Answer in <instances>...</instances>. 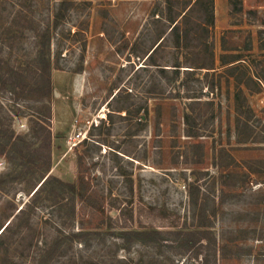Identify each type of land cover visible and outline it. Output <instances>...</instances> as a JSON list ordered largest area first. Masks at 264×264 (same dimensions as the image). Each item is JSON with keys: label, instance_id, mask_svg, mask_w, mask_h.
I'll return each instance as SVG.
<instances>
[{"label": "rangeland", "instance_id": "1", "mask_svg": "<svg viewBox=\"0 0 264 264\" xmlns=\"http://www.w3.org/2000/svg\"><path fill=\"white\" fill-rule=\"evenodd\" d=\"M164 1L0 0V48L23 74L14 98L0 86L1 127L29 132L42 111L28 87L36 45L45 33L51 44L60 40L63 67L50 70L49 173L74 183L79 154L111 219L107 228L80 224L85 210H70L55 182L26 202L31 155H0V226L11 220L0 264H197L169 241L141 243L119 231L195 229L199 214L215 264H264V0H212L213 68L185 66L204 51L170 46L165 22L154 18ZM175 58L183 62L176 74ZM125 106L145 109V119L117 108ZM81 226L84 242L73 236Z\"/></svg>", "mask_w": 264, "mask_h": 264}, {"label": "trees", "instance_id": "2", "mask_svg": "<svg viewBox=\"0 0 264 264\" xmlns=\"http://www.w3.org/2000/svg\"><path fill=\"white\" fill-rule=\"evenodd\" d=\"M163 12L164 13H160L159 15L152 12L151 16L157 15V17L154 18L162 19L165 22L171 37L170 46L176 50H183L184 53L187 51V54L199 50L207 53L205 59L203 58L201 61L193 62L194 59H191L190 57L192 62H190V65L185 66L190 68H213L212 53L209 48L210 43L208 40V35L214 21L212 0H185L183 2L165 0L163 4ZM79 32L78 28L72 32L69 29L67 34L73 36ZM44 37V41L36 45V56L32 60V67L35 69V77L33 79L34 85H28V87H33L30 88L32 91L36 92L35 99L40 100V108H42V111L31 118L29 132L26 135L14 134L10 125L5 127H1L0 125V155H3L6 160H15L21 157L24 151L31 155L30 162L33 164L35 175L31 178V190L26 202H32L35 197L49 185V183L55 182L54 184L58 193L57 196L60 200L65 199L64 203L70 204V210L73 209L74 212V206L76 204L80 205V208L85 210L84 215L80 214V224L85 221V225L89 224L93 228L99 229L110 227L111 219L107 211H104V203H102V200L98 197L96 192L89 189L82 171L80 170L81 156L79 154H76L77 175L74 183L62 181L49 173L51 152V111L49 103L52 93L50 70L54 63L56 65L57 58L60 54V48H57L55 43L62 44V42L56 39L57 41L51 44L48 41V34L45 33ZM163 39L164 36L161 35L158 42L152 43L149 49L145 52V57L151 58V54L157 50L158 45ZM51 46H55V50L51 51ZM79 58L81 59V57ZM185 60L186 59H184V62H186ZM181 63L183 62H181L180 59L175 58L174 61H172V64H170L175 74L178 73L180 67L183 66ZM153 64L156 65L159 71L165 69L161 66L163 64ZM236 66L229 67L226 70L232 71ZM62 67L63 66L56 65V68ZM65 68L67 69L68 67L65 66ZM21 70L22 69L18 65L11 66L8 64V58L3 55L0 48V86L9 92L11 98H14L17 90L22 87L20 84V80L23 79ZM126 95H128V93ZM113 97H117V91L111 98ZM117 108L123 110L124 115H135L139 120L145 119L146 110L144 109V112L139 113V106H136L133 110H130L126 106ZM108 113L109 112H107V114ZM182 117L184 123L187 124L188 114L183 113ZM186 135L194 136L197 134L188 131L186 132ZM35 162L37 163L35 164ZM19 164H25L23 159H21ZM21 208L22 207L18 208L12 217H16L17 213L21 211ZM202 218H204V215L199 214L196 221L197 228L195 229H187L184 227L175 230H157L151 228L144 231L122 230L119 231V233L126 240H128V238H133L141 243L153 242L166 244L169 241L174 244L178 252L187 253L190 258L197 261V264H215L214 258L210 260L205 250L208 242L202 241L203 239L207 240V230L199 228L206 225V223L202 221ZM10 223L11 220L9 219L0 226V250L2 249V244L6 242V240L3 241V236ZM84 227L85 226H81L75 231V233H73V236L76 237L78 241L84 242L85 235L88 234L87 231H83L82 228ZM88 232L91 235L99 234V231Z\"/></svg>", "mask_w": 264, "mask_h": 264}]
</instances>
